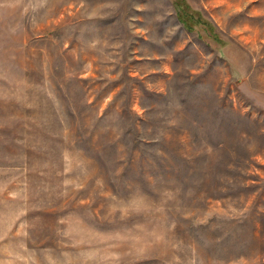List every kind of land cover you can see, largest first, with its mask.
Returning <instances> with one entry per match:
<instances>
[{"label": "rangeland", "instance_id": "374dc122", "mask_svg": "<svg viewBox=\"0 0 264 264\" xmlns=\"http://www.w3.org/2000/svg\"><path fill=\"white\" fill-rule=\"evenodd\" d=\"M0 0V264H264V0Z\"/></svg>", "mask_w": 264, "mask_h": 264}, {"label": "trees", "instance_id": "16d2710c", "mask_svg": "<svg viewBox=\"0 0 264 264\" xmlns=\"http://www.w3.org/2000/svg\"><path fill=\"white\" fill-rule=\"evenodd\" d=\"M184 0H177L176 1V6L180 8L178 16L181 21L186 24V27H194V26H201L204 27L205 29L207 28L209 30V33L218 41L219 39L217 38V33L214 30V27H208L206 24H208L203 18H201L197 13H191L189 11V8H186V5ZM188 27V28H189ZM206 29V30H207Z\"/></svg>", "mask_w": 264, "mask_h": 264}]
</instances>
